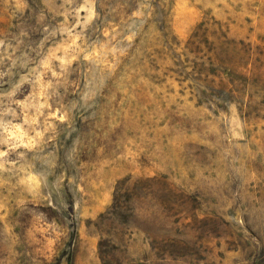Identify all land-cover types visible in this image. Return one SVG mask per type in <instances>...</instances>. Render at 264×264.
<instances>
[{"label": "rangeland", "instance_id": "obj_1", "mask_svg": "<svg viewBox=\"0 0 264 264\" xmlns=\"http://www.w3.org/2000/svg\"><path fill=\"white\" fill-rule=\"evenodd\" d=\"M0 264H264V0H0Z\"/></svg>", "mask_w": 264, "mask_h": 264}]
</instances>
